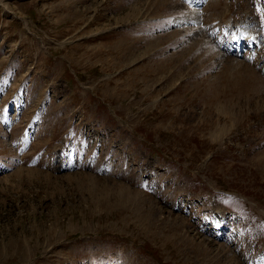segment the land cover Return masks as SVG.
<instances>
[{
    "label": "rangeland",
    "instance_id": "1",
    "mask_svg": "<svg viewBox=\"0 0 264 264\" xmlns=\"http://www.w3.org/2000/svg\"><path fill=\"white\" fill-rule=\"evenodd\" d=\"M0 264H264V0H0Z\"/></svg>",
    "mask_w": 264,
    "mask_h": 264
}]
</instances>
